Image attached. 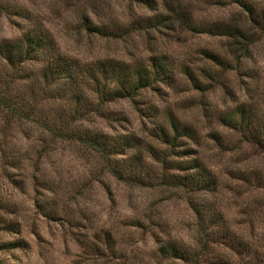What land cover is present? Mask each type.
<instances>
[{
	"label": "rangeland",
	"instance_id": "rangeland-1",
	"mask_svg": "<svg viewBox=\"0 0 264 264\" xmlns=\"http://www.w3.org/2000/svg\"><path fill=\"white\" fill-rule=\"evenodd\" d=\"M250 1L264 11V0ZM169 7L196 26L247 18L228 0H0V42L36 29L61 54L84 63L114 59L146 67L151 58H162L171 79L104 104L105 116L90 112L74 124L112 137L136 135L164 152L166 146L146 132L171 114L193 127L197 146L183 143L216 177L213 188L197 194L155 181L119 180L86 148L55 140L34 122L0 116V264H187L163 258L157 249L166 241L200 249L190 195L222 214L220 228L243 245L240 253L212 238L207 260L264 264V151L223 120L243 106L253 114L252 129L264 125V32L253 30L248 54H234L226 35L166 21ZM39 67L26 63L23 70ZM27 84L19 82L21 92ZM141 151L145 172L160 174L161 165ZM134 153L113 156L111 167L126 168ZM240 175L247 182L235 178ZM207 262L201 264H212Z\"/></svg>",
	"mask_w": 264,
	"mask_h": 264
},
{
	"label": "trees",
	"instance_id": "trees-1",
	"mask_svg": "<svg viewBox=\"0 0 264 264\" xmlns=\"http://www.w3.org/2000/svg\"><path fill=\"white\" fill-rule=\"evenodd\" d=\"M228 1L247 14L241 23L196 26L190 16L172 7L168 8L171 16L166 21H178L180 27L191 32L226 35L232 39L229 44L232 53L248 54L253 44V30L264 32V11L257 10L250 0ZM0 60V116L3 120L34 122L53 139L72 141L86 148L102 160L108 173L119 180L126 179L140 185L155 181L158 186L180 189L190 194L208 192L216 185L214 173L202 163L196 151L183 143L189 139L197 146L199 139L195 130L171 114H167L164 125L152 127L146 132L149 138L166 146L164 152H158L150 143L143 144L136 135L112 137L74 124L90 112L105 116L104 104L134 98L141 89L150 87L153 82L171 79L165 75L167 70L162 58H151L146 67H133L114 59L84 63L61 54L46 32L30 29L14 41L0 42ZM26 63L39 64L40 67L37 71H26L25 74L23 66ZM23 80L29 82L25 92H21L19 85ZM51 102L56 103L55 107ZM251 116L253 114L242 106L223 120L226 126L247 137L245 142L264 151V125L252 129ZM141 149L150 155L153 162L161 165L160 174L156 172L154 177H150L149 171L145 172L141 167ZM131 150H135L134 160H130L126 168L111 167L113 156H124ZM173 157L188 159L178 161ZM240 176L235 178L247 182ZM254 179L257 183L262 182L258 177L254 176ZM188 199L197 217L199 238L196 243L200 249L194 251L177 242L166 241L158 245V254L187 264L207 261L212 264H230L227 259L215 256L207 260L210 250L208 244L213 238L228 249L242 253L241 241L226 227L220 228L225 226L222 214L212 207L193 202L191 195ZM255 204L258 208L263 207L260 201ZM255 211L256 208L251 212Z\"/></svg>",
	"mask_w": 264,
	"mask_h": 264
}]
</instances>
